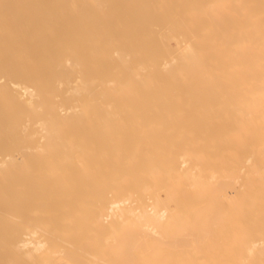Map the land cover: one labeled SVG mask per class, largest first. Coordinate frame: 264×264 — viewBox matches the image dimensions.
<instances>
[{"label": "bare ground", "instance_id": "1", "mask_svg": "<svg viewBox=\"0 0 264 264\" xmlns=\"http://www.w3.org/2000/svg\"><path fill=\"white\" fill-rule=\"evenodd\" d=\"M264 264V0H0V264Z\"/></svg>", "mask_w": 264, "mask_h": 264}, {"label": "rangeland", "instance_id": "2", "mask_svg": "<svg viewBox=\"0 0 264 264\" xmlns=\"http://www.w3.org/2000/svg\"><path fill=\"white\" fill-rule=\"evenodd\" d=\"M50 264H63L62 261H60V259H54L50 261Z\"/></svg>", "mask_w": 264, "mask_h": 264}]
</instances>
